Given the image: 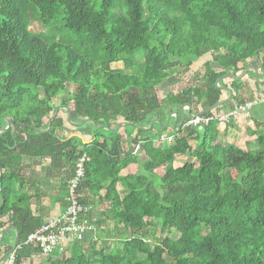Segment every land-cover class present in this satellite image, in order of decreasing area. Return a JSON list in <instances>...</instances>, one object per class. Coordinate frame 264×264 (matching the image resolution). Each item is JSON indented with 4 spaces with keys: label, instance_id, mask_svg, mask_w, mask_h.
Masks as SVG:
<instances>
[{
    "label": "trees",
    "instance_id": "16d2710c",
    "mask_svg": "<svg viewBox=\"0 0 264 264\" xmlns=\"http://www.w3.org/2000/svg\"><path fill=\"white\" fill-rule=\"evenodd\" d=\"M29 16L48 33H30ZM263 48L264 0H0V127L3 117L13 120L0 134V235L17 230L12 264H33L36 257L44 259L39 264H264V126H256L254 141L242 150L218 142L215 121L201 129L173 128L172 142L163 147L153 145L161 134L156 124L149 131L134 125L161 122L170 112L156 89L205 54L222 70L206 64L197 85L167 101L170 107L200 104L202 112L215 106L223 88L216 81L227 69L236 75L242 65L243 71L255 53L264 56ZM260 62L264 69V58ZM116 63L122 68L112 69ZM243 85L231 80L230 90ZM66 86L72 90L62 99ZM62 106L71 109L74 124H131L121 128L128 150H122L121 131L92 123L73 129L91 131L101 142L83 145L62 136L59 116L49 132H37ZM82 155L85 174L76 193L92 206L94 230L66 256L43 257L23 245L42 224L31 208L36 194L28 189L40 184L31 174L47 161L44 176L62 179L59 192L67 196ZM178 156L187 160L173 167ZM129 165H137L136 173L124 174ZM93 205L104 210L96 216ZM199 227L206 231L200 237ZM12 236L9 231L0 241V258ZM105 240L115 248H97Z\"/></svg>",
    "mask_w": 264,
    "mask_h": 264
},
{
    "label": "crops",
    "instance_id": "0c3cea01",
    "mask_svg": "<svg viewBox=\"0 0 264 264\" xmlns=\"http://www.w3.org/2000/svg\"><path fill=\"white\" fill-rule=\"evenodd\" d=\"M260 58L263 59L264 56L260 55ZM259 58V59H260ZM261 59L259 61H261ZM214 65H217L214 63ZM246 65H253L256 67V59L254 60H249L246 62ZM219 67L218 70H214V68L209 67L213 70V71H221L222 68L217 65ZM246 66V67H247ZM242 65H238V72H236V75H239L240 73H242L241 70ZM263 68V67H262ZM233 70L231 69H227L226 70V74H232ZM259 83H256L252 77H251V73L247 74V77L245 78L244 83H246V85H243V90L241 91H237L236 93L232 91V96L237 100L239 98H250L253 99L255 97H263L264 98V75L261 74V72H259ZM221 84L223 88H228L230 89L231 86V79H226L223 78L221 79ZM219 82V83H220ZM187 88V87H185ZM231 96V99H232ZM228 94L227 92L222 89L221 90V96L220 99L225 100L227 99ZM229 100L227 101L222 107H220V110L215 113H222V112H226L229 111L231 109H233L235 106H237L238 104L236 103V100ZM253 108H255V111L253 113H248L247 115H241L238 118H235V120H231L229 123L225 124V125H219L216 124V130L218 131V136H217V140L220 143H227V144H231L234 145L236 147H238L239 149L245 150L247 148V145L251 144L254 139H255V135L252 134V132H254L257 128L256 126L262 127V125L264 126V101L260 104L255 105ZM168 111V110H165ZM199 111V112H198ZM170 113L165 112L164 116L161 118V124L163 125L164 122L167 120L169 114L171 113H177V122L175 123V126L172 127L171 124L174 121V114H172L169 123H168V128H174L176 129V125L179 123L180 118H181V107H174L171 106L169 109ZM202 112V108L197 104H192V106L190 107V113L195 115L198 113ZM167 113V114H166ZM214 114V113H213ZM183 115H184V121L183 124L181 126V128H184V123L187 121L188 119V114H187V107L184 108L183 110ZM59 116L62 120H63V127L65 129V133H62V136H65L67 138L69 137H76L81 144L83 145H87V144H91L94 141H98L101 142L102 138H95L93 136V132L91 131H81V132H76L74 131L75 129H73V127L69 126L67 124L66 121V115L65 117H61ZM121 120H117V122H115L113 125H116L117 123H119ZM71 127V128H70ZM122 128V127H121ZM119 129L120 134H121V147L123 151L128 150L130 144L128 142L127 139V134L125 130ZM148 128V127H146ZM162 131L163 133L167 134V135H172L173 132H165L166 130ZM259 129V128H258ZM156 133L157 132H161L159 130V128L155 129ZM67 132L69 134H67ZM161 132V133H162ZM136 131H133L131 136H135ZM104 136V135H103ZM112 136L111 135H106L104 137L106 138H110ZM158 134L153 138V145L155 147H163L165 145V143H160L156 141ZM173 136V135H172ZM194 137V136H192ZM191 144L194 143L193 140L190 141ZM187 160L186 157L184 156H178L175 158L174 163H173V167H179L181 166L185 161ZM47 165V161L45 162V166ZM137 171V165H129L126 170L124 171L125 173H129V174H133L136 173ZM59 178H46L44 176V171H43V177H40L38 179V181L40 182V184L38 183L37 185H35V194H36V198L32 200V211L33 214L37 217H39V219L41 220L42 223L46 222L48 219H50L51 217L59 214L60 212H62L65 209L66 206V195L63 193L59 192V187L51 188V184H53L55 181H58ZM62 180V179H60ZM62 182V181H61ZM50 185L49 188H46ZM34 188L32 187L31 191H28L29 194L33 193ZM48 190V192H47ZM118 192L120 195H122L124 193V190L119 189L118 188ZM43 193V194H42ZM93 209L96 212V216L97 214L99 215V213H101L104 210V206H95L93 205ZM95 217V216H94ZM111 241V240H110ZM112 242V241H111ZM111 248L113 247L112 244L110 245ZM109 246V247H110Z\"/></svg>",
    "mask_w": 264,
    "mask_h": 264
},
{
    "label": "built area",
    "instance_id": "2783aa9c",
    "mask_svg": "<svg viewBox=\"0 0 264 264\" xmlns=\"http://www.w3.org/2000/svg\"><path fill=\"white\" fill-rule=\"evenodd\" d=\"M263 101V97H255L250 101L235 106L232 110L225 113L209 116L195 114L184 123V128L194 127L201 129L212 121H215L219 125H225L234 118L247 115L255 105ZM172 140L173 136L165 133L159 134L156 138L157 142L165 144H170ZM139 146V143L135 145L134 153L139 152ZM85 162V155H82L75 161L73 176L67 184L65 209L33 230L23 242L24 246L37 249L43 257L66 256L69 247L73 243L83 241L84 237L94 230L95 219L91 216L92 206L81 204L78 201V195L76 193L78 185L84 178ZM13 261L14 254L8 257L6 264H12Z\"/></svg>",
    "mask_w": 264,
    "mask_h": 264
},
{
    "label": "rangeland",
    "instance_id": "374dc122",
    "mask_svg": "<svg viewBox=\"0 0 264 264\" xmlns=\"http://www.w3.org/2000/svg\"><path fill=\"white\" fill-rule=\"evenodd\" d=\"M29 26H28V31L32 34L35 33H44L47 34L48 30H46L45 28H43L38 20L36 19V17L34 16H29ZM222 52H220L221 54ZM251 61V60H250ZM209 64L210 67L214 68V70H218L219 67L217 65H214V63L212 62V55L210 54H205L204 56H202L197 62H195L188 70H186L185 72L175 75L171 78H169L166 82H164L160 87H158L156 89V95L160 100V104L162 106V108L164 110H168L170 109V103L167 101V97L169 94H176L178 92H180L181 90L186 89L185 87H190L192 88L193 86L197 85L200 80L203 78V76L206 73L205 70V65ZM112 69H119L122 68V63H116V64H112L111 65ZM245 79L242 81V83H244ZM71 88L69 86H66L65 92L64 94L61 95L62 99H66L68 97V95L71 92ZM232 110V109H231ZM230 111V110H229ZM255 111V108H253L251 110V113H253ZM20 114L22 113V110H19ZM228 112V111H226ZM225 113V112H222ZM58 115H60L61 117H65L66 112L64 110H60L58 112ZM72 115V113H71ZM232 120H235L232 119ZM43 121H45V119H43ZM2 123L5 125L4 122V117L2 118ZM2 127V126H1ZM71 128V127H70ZM131 132L135 131L133 129H129ZM175 130L172 128H168V130H166L165 132H174ZM44 166H39L38 168H36V170H34L32 172V176L36 179H39L40 177H43V171H44V167H45V162L43 164ZM227 171H230L227 169ZM158 174H161L162 172L159 170L157 172ZM61 180L60 178L58 179V181H55L53 184H51V188H57L61 186ZM50 185L46 188H49ZM32 188L28 189V191H31ZM48 192V190H47ZM33 193H35L33 191ZM102 226H100L101 228ZM159 229L158 227L156 228V232H158ZM195 232L197 233L196 236L200 237L203 236L205 234V229H203L202 227H199L198 229L195 230ZM9 239V238H8ZM11 241L13 243L14 241V236H12ZM10 241V240H9ZM112 241V240H111ZM110 240H105L102 244V242H98L97 244V248L99 247H109L111 244L113 245V248H115L113 241L111 242ZM12 245V244H11ZM111 247V246H110ZM43 258L40 257H36V259L33 260V264H39V262L43 261ZM22 264H28V260H25Z\"/></svg>",
    "mask_w": 264,
    "mask_h": 264
},
{
    "label": "water",
    "instance_id": "95a60500",
    "mask_svg": "<svg viewBox=\"0 0 264 264\" xmlns=\"http://www.w3.org/2000/svg\"><path fill=\"white\" fill-rule=\"evenodd\" d=\"M260 52H264V48L260 50ZM254 57L256 59V67L253 66V65H249L247 66L243 71L242 73H240L239 75H233V74H225L224 76L220 77L217 81H216V88H218V83L221 81V79L223 78H226V79H231V80H235V81H243L246 77H247V74L248 73H251V77L252 79L256 82V83H259V72H261L262 75H264V69L262 68V65H261V62L259 61L258 59V53H255L254 54ZM224 89L227 94H228V97L227 99L225 100H222L220 101L218 104H216L215 106H212L210 108H208L207 110L201 112V113H198L197 115H202L203 113H205L206 111H214L215 109L217 108H220L222 107L227 101H229L231 99V96H232V91L228 88H222ZM187 107V114H188V119L192 118L194 115L190 113V106L189 105H182L181 106V118H180V121L179 123L176 125V129H179L181 128L182 124H183V121H184V115H183V110L184 108ZM60 110H64L66 112V121H67V124L73 128H77V127H80V126H83L84 124L86 123H92L94 125V127L96 129H99V130H104V131H109V132H112V133H115L117 132L121 127L123 126H127V125H131V124H128V123H125V122H121L117 127L115 128H106V127H100V126H97L93 121H90V120H85L83 121L82 123L80 124H74L71 122V109L69 107H66V106H62V107H58L54 112L53 114L49 117V121H48V127L45 131H39V130H36L37 132H49L50 129H51V123H52V120L57 116L58 112ZM172 114H174V121L173 123L171 124L172 127L175 126V123L177 122V113H171L169 114L167 120L164 122V124L162 125L161 122L159 120H153L148 128H143L139 125H136L134 124L136 127L144 130V131H149L152 126L154 124H156L159 128V130L162 132L164 131L165 129L168 128V123H169V120L172 116ZM4 122H5V127L4 128H1L0 127V134L2 133H5L7 132L11 126H12V123H13V120L9 117H4ZM1 175H2V171L0 170V178H1ZM9 231H13L14 232V241H13V244H12V247L11 249L5 253L1 258H0V264L7 258L9 257L10 255L14 254L15 250L17 249V245H18V233H17V230L14 228V227H8L1 235H0V241L3 239L4 235L9 232Z\"/></svg>",
    "mask_w": 264,
    "mask_h": 264
}]
</instances>
